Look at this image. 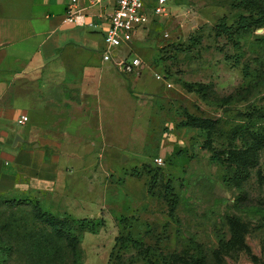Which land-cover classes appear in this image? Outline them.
Wrapping results in <instances>:
<instances>
[{
	"label": "rangeland",
	"instance_id": "1",
	"mask_svg": "<svg viewBox=\"0 0 264 264\" xmlns=\"http://www.w3.org/2000/svg\"><path fill=\"white\" fill-rule=\"evenodd\" d=\"M167 8L116 51L143 61L138 76L69 49L29 83L26 128L61 171L0 194V264H264V147L242 183L230 162L264 136V27L239 29L233 0ZM35 202L104 226L78 231L75 258Z\"/></svg>",
	"mask_w": 264,
	"mask_h": 264
},
{
	"label": "crops",
	"instance_id": "2",
	"mask_svg": "<svg viewBox=\"0 0 264 264\" xmlns=\"http://www.w3.org/2000/svg\"><path fill=\"white\" fill-rule=\"evenodd\" d=\"M70 1L0 0V194L46 186L61 171L45 144L18 120L30 113L29 83L59 53H103L112 3L90 7L79 0L86 24L77 26L65 22Z\"/></svg>",
	"mask_w": 264,
	"mask_h": 264
},
{
	"label": "built area",
	"instance_id": "3",
	"mask_svg": "<svg viewBox=\"0 0 264 264\" xmlns=\"http://www.w3.org/2000/svg\"><path fill=\"white\" fill-rule=\"evenodd\" d=\"M90 7L111 2L113 10L109 15L108 28L104 34L103 61L112 63L116 70L124 75L138 76L143 68V61L134 54L116 56V51L127 48L138 30L148 25L154 17L168 15L169 0H86ZM86 8L79 0H71L66 9L65 22L70 25H85ZM29 117L22 115L18 123L24 125ZM162 159H157L160 163Z\"/></svg>",
	"mask_w": 264,
	"mask_h": 264
},
{
	"label": "trees",
	"instance_id": "4",
	"mask_svg": "<svg viewBox=\"0 0 264 264\" xmlns=\"http://www.w3.org/2000/svg\"><path fill=\"white\" fill-rule=\"evenodd\" d=\"M233 5L235 8L243 9L245 13L249 14L248 17L245 16V13L241 15L238 22L239 29L250 28L254 16H256L254 20L256 26L259 28L264 27V0H233ZM218 28L221 34L229 38L232 37L231 27H228L224 22H222ZM205 122L207 121L192 118L188 121V125L199 127L202 126L201 123ZM263 147L264 136L257 135L255 144L248 147L244 152L235 154L230 158L231 165L235 169V179L238 183H242L250 177V170L258 163V153ZM166 195L168 197L174 196L171 189H167ZM2 196H4V194H2ZM7 202L11 205L21 203V201L15 199L8 200ZM171 204L172 208H174L175 203L172 202ZM34 208L37 218L46 223L58 238L66 242L75 258L80 256L79 244L81 243V237L78 231H87L97 234L104 226V220L102 218H84L78 220L60 218L46 210L39 202L34 203Z\"/></svg>",
	"mask_w": 264,
	"mask_h": 264
}]
</instances>
